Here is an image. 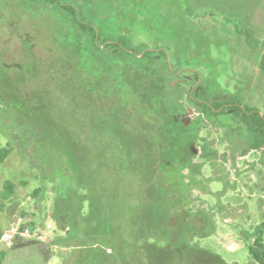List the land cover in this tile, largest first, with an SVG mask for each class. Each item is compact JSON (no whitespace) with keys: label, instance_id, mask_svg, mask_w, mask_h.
Listing matches in <instances>:
<instances>
[{"label":"rangeland","instance_id":"rangeland-1","mask_svg":"<svg viewBox=\"0 0 264 264\" xmlns=\"http://www.w3.org/2000/svg\"><path fill=\"white\" fill-rule=\"evenodd\" d=\"M88 27L101 47L111 50L105 44L114 41L130 51L160 49L168 65L185 74V81H173L183 94L180 117L199 116L198 136L213 140L216 157L233 159L231 165L196 157L201 173L186 175L194 179L184 206L191 212L204 210L215 223L213 233L191 244L229 263L258 264L247 245L264 223V152L249 149L250 135L240 118L199 115L187 92L196 78L198 99L223 95L264 115V75L258 66L264 52V0H0V147L10 150L0 163V233L22 221L35 229L52 224L45 241L15 247L0 242V264H96L91 249L74 247L51 216L59 195L70 198L77 185L72 164L60 156L65 146L61 136L57 132L50 144L28 142V126L13 107L17 98L26 108L23 115L31 118L33 104L40 101L71 135L87 134L77 56L70 54L75 36L85 42ZM83 68L81 79L86 80L92 67L84 62ZM50 151L52 162L40 168ZM7 180L14 184L10 196L5 195Z\"/></svg>","mask_w":264,"mask_h":264},{"label":"trees","instance_id":"trees-1","mask_svg":"<svg viewBox=\"0 0 264 264\" xmlns=\"http://www.w3.org/2000/svg\"><path fill=\"white\" fill-rule=\"evenodd\" d=\"M88 31L86 44L76 35L71 50V55L77 56L79 93L89 122L86 135L77 132L71 135L65 123H57L40 101L30 103L35 113L28 118L22 112L26 108L17 98L13 100V107L28 126V142L50 144L58 132L65 144L60 156L72 164L77 183L70 195L72 202L63 192L51 216L60 222L59 227L74 247L91 249L96 264H236L205 247L171 240V237L208 236L215 230V224L209 213L200 210L197 214L201 227L194 234L170 226L174 221L187 225L180 217L178 191H186L188 186L173 169L179 163L171 146V131L165 128L171 119L160 123L165 112L175 106L171 97L175 88L166 81L164 64L150 56L153 53L150 49L130 51L118 42L108 41L105 46L116 48L108 51L95 42V32L91 28ZM63 48L68 50L66 45ZM84 62L92 67L86 80L81 79ZM259 67L264 75V52ZM5 82L11 83L8 79ZM238 110L250 135L249 147L264 148V115L250 108L249 113ZM144 119L151 121L150 126ZM9 153L7 146L0 147V163ZM54 155L50 151L42 165H35L47 168ZM188 155L185 150L183 156ZM166 160L170 161L169 166ZM4 189L5 195L10 196L14 184L7 180ZM39 189L34 190V196ZM247 246L250 257L264 264V223L255 228L253 240Z\"/></svg>","mask_w":264,"mask_h":264},{"label":"flooded vegetation","instance_id":"flooded-vegetation-1","mask_svg":"<svg viewBox=\"0 0 264 264\" xmlns=\"http://www.w3.org/2000/svg\"><path fill=\"white\" fill-rule=\"evenodd\" d=\"M104 48V47H102ZM107 49V47L105 48ZM108 50V49H107ZM116 50V48L112 47L111 50L108 51H113ZM153 53L150 55L152 58H154L155 60L158 61V63L160 64H164L165 66V75H166V81L169 85H171L172 87L175 88V91L172 94V99L175 102V106L170 108L168 111L165 112L164 114V120L160 121L161 122H165L167 118H169V120L171 119V123H168L169 125H166L165 128L166 129H170L171 131V142H172V147L175 149L174 154H176L175 156L176 158V163H179V166H173V169L176 171V173L178 174L179 177L183 178L184 182L187 184V189L190 187H192V183H193V179L191 178L190 180H188L187 178V174L191 175L192 177L198 176L201 172H200V168L195 167L196 165H202V163L200 162H195V158L199 157L201 160L203 161H209L211 159H215L217 161L222 162L223 164H233V159L232 157H226L224 158L223 156L220 157H216V152L213 149V140H209V141H204L203 137H199V131H200V127L199 125V116H197L194 119H185L180 117V106H182V99H183V94H181V91H177V88L180 86H176L173 84V81H185L186 80V76L185 74H183L180 71V68L178 69H172L165 58V53L163 51V53L161 54L159 50H152ZM71 55V54H70ZM263 55V53H262ZM262 55L260 56V58L258 59V63H260V59L262 58ZM11 66H16L18 69L22 68L20 67L19 64H12ZM259 66V64H258ZM260 70V68H259ZM261 72V71H260ZM174 77H177V79H174ZM199 88V85L196 82V78L195 81L193 82V84L191 85V88L188 90L187 92V97L188 100L195 106V108L197 110H199V115L203 114L205 116H219V115H223V114H231L233 115L234 118H240V120L242 121V115L240 114L241 112L238 110H243L245 113H249L248 108L245 107V105H243L240 102L237 101H232L234 99H229L227 96H223V95H215L210 99H198L197 94L198 92L195 90L196 88ZM210 108L207 109V108ZM250 109H253L255 111H258V109L252 107ZM260 114V113H259ZM162 119V118H161ZM146 120V119H144ZM242 123L244 124V122L242 121ZM146 124L148 126H150L151 121L146 120ZM245 125V124H244ZM246 128V125H245ZM247 130V128H246ZM248 132V131H247ZM249 134V133H248ZM188 138H185V137ZM250 143V142H249ZM248 143V145H249ZM249 149L251 151H253L254 149L250 148ZM248 149V150H249ZM185 150L190 154L187 157H184V153ZM247 150V151H248ZM260 152L263 151L264 152V148L263 146L259 149ZM249 152V151H248ZM208 154V156H206ZM234 160L237 162L238 158H234ZM167 166H169L170 161L166 160ZM185 165V166H182ZM232 170L233 168L235 169V167H231ZM187 172V173H186ZM182 182V181H181ZM181 182H180V186H181ZM181 188V187H180ZM170 193H172L171 191H169ZM180 194V217L187 222V225H180V223H178L177 221L170 223V226L173 229H186L188 234H194L200 227H201V223H200V214H197L199 212V210L191 212L189 209H187L184 206V203L186 202V198H187V190L186 191H178ZM178 194V195H179ZM183 197V198H182ZM183 200V202H182ZM186 211H189L187 215ZM172 217H176L175 215L171 214ZM214 223V220H213ZM215 224V223H214ZM200 236L198 235H193V236H189V237H171L172 241H186L188 243H192L193 239L195 238H199ZM205 237V236H204Z\"/></svg>","mask_w":264,"mask_h":264},{"label":"built area","instance_id":"built-area-1","mask_svg":"<svg viewBox=\"0 0 264 264\" xmlns=\"http://www.w3.org/2000/svg\"><path fill=\"white\" fill-rule=\"evenodd\" d=\"M51 227L52 224L50 222L46 223L41 229H35L26 224H12L0 233V242L9 247L19 238L45 241L47 231Z\"/></svg>","mask_w":264,"mask_h":264},{"label":"crops","instance_id":"crops-1","mask_svg":"<svg viewBox=\"0 0 264 264\" xmlns=\"http://www.w3.org/2000/svg\"><path fill=\"white\" fill-rule=\"evenodd\" d=\"M22 219H23V220H26L27 217L24 216ZM17 224H24V223H23V221H22L21 223L18 222ZM10 225H12V224H10ZM29 240L34 241L33 239H22V238L16 239L15 242H14V244H13L12 246H9V247L22 246V245H24L26 242H28ZM41 245H44V244H40V248L42 247ZM7 247H8V246H7Z\"/></svg>","mask_w":264,"mask_h":264}]
</instances>
